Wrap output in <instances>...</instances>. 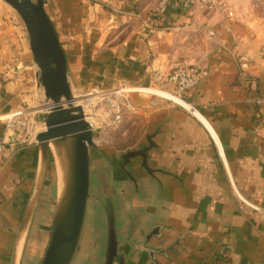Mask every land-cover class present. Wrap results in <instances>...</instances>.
Returning a JSON list of instances; mask_svg holds the SVG:
<instances>
[{
    "label": "crops",
    "instance_id": "obj_1",
    "mask_svg": "<svg viewBox=\"0 0 264 264\" xmlns=\"http://www.w3.org/2000/svg\"><path fill=\"white\" fill-rule=\"evenodd\" d=\"M158 1L44 0L73 92H123L121 120L110 113L91 120L97 143L120 155L147 144V136L154 134L149 164L162 170L154 175L140 159L126 166L129 176L120 167L106 169L96 157L112 187L119 238L133 242L120 247L123 264H154L147 251L135 246L145 243L153 226L159 231L147 246H173L157 256L161 264H264V42L243 33L225 2L209 9L181 0L155 19ZM180 61L209 70L184 95L195 114L158 94L169 88L168 75ZM39 76L26 29L0 0V138L6 119L21 112L29 117L35 138L46 130L38 105L48 101ZM28 146L0 154V264H11L34 181L38 149L34 143ZM46 190L51 195L43 210ZM45 193L22 264L36 260L38 239L46 244L39 263L43 260L54 217L56 172L49 175ZM91 220L85 230L90 227V234L98 235L93 259L102 264L103 227ZM85 238L84 231L75 264Z\"/></svg>",
    "mask_w": 264,
    "mask_h": 264
},
{
    "label": "water",
    "instance_id": "obj_2",
    "mask_svg": "<svg viewBox=\"0 0 264 264\" xmlns=\"http://www.w3.org/2000/svg\"><path fill=\"white\" fill-rule=\"evenodd\" d=\"M5 1L17 10L26 24L34 60L40 68L39 82L45 90L47 101L53 103L42 114L46 130L38 133L35 139L37 167L16 232L11 264H22L52 161L56 172V200L51 234L41 264H75L90 208L94 211V222L103 227L102 264H116L117 260V264H123L124 253L120 247L124 242H130V239L119 238L114 195L106 169L111 167L115 172L120 167L132 176L126 166L136 158L141 160V166L148 174L162 171L149 164V150L156 147L154 134L147 136V144L139 148L129 149L120 155L115 152L109 154L105 147L97 143L99 134L94 124L87 119L84 107L76 104L68 78L67 58L45 10L44 0ZM96 153L105 161L106 169H98ZM158 231L159 227L153 226L152 234L147 236L146 241L151 235L156 236ZM146 241L135 246L147 251L154 264H161L157 256L167 255V251L173 247L154 250L147 246Z\"/></svg>",
    "mask_w": 264,
    "mask_h": 264
},
{
    "label": "rangeland",
    "instance_id": "obj_3",
    "mask_svg": "<svg viewBox=\"0 0 264 264\" xmlns=\"http://www.w3.org/2000/svg\"><path fill=\"white\" fill-rule=\"evenodd\" d=\"M2 1L5 2V4H7V6H11L5 0H2ZM224 2L227 3L229 6H231V8H233L232 10L234 12L235 21H236V23L242 25L243 33L248 37L250 36V37H253L257 40H260V43L264 42V0H226V1L222 0L221 4H223ZM221 4H219V5H221ZM11 8L17 14V19L20 20L22 26L26 29V31L28 33L26 24H25L24 20L22 19V17L20 16V14L12 6H11ZM232 15H233V13H232ZM28 35H29V33H28ZM194 65H196V64H194ZM197 66H199V65H197ZM121 88L124 89L126 87H121ZM103 93L104 92H101L98 90L97 91H91V92H87V91L73 92L75 99H76V104L82 105L84 107L85 114H87V116H89L90 121L94 119L95 115H97V116L101 115L102 116L105 113H110L112 118L115 119L114 113H113L112 108L110 106V100H121V99H123V92L121 91L119 96H118V94L116 95L114 92H110L107 94L106 93L103 94ZM158 94L161 95V93H159V91H158ZM50 106H53V103L51 101H49L48 104H46V103L45 104H39L38 108L41 109L42 111H46V110H48V108ZM64 106H67V104L64 103ZM44 126L46 129L45 123H44ZM35 139L26 140L22 144L21 148H25V149L29 148L28 145L30 143L36 144ZM96 156H97V159L100 158L99 153H96ZM50 174H52V177H54L55 169H54V162L53 161L51 163ZM50 195H51L50 191L46 190L45 199H44L43 205H42L43 210L46 207V204L49 202ZM89 216L90 217H88L87 221H89V224H91L92 223L91 217L94 218L93 208L89 209ZM42 218H43V213H41L40 217L38 216V220H42ZM49 228H50V221H48V223L46 224L44 229L46 231H48ZM90 230H91L90 227H87L85 230L86 238H85V241L83 244V249L81 251L80 259L78 261L79 263H77V264H95L93 257L95 255V248L97 245V242H96L97 238L96 237L98 235L96 234V237L94 236V234L91 235ZM45 245H46L45 240L38 239L37 248L35 250V253L37 254V255H35L36 260L34 262H32V264H40L39 260H40L41 256L43 255ZM102 252H103V248H102L101 254H102ZM101 254H99V257H101Z\"/></svg>",
    "mask_w": 264,
    "mask_h": 264
},
{
    "label": "built area",
    "instance_id": "obj_4",
    "mask_svg": "<svg viewBox=\"0 0 264 264\" xmlns=\"http://www.w3.org/2000/svg\"><path fill=\"white\" fill-rule=\"evenodd\" d=\"M180 1L181 0H159L155 16L163 17L167 13L171 3ZM183 2L188 5L202 4L209 9H214L221 4L222 0H183ZM208 76L209 70L205 67L186 62H179L171 69L168 75L167 82L169 88H163L160 90L173 96L172 99H169L171 102L183 106L195 114L197 111L196 108L185 99L184 95L186 92L195 88ZM174 98H178L181 102L176 101ZM123 105L124 102L122 100H110V106L114 113L115 120L122 119L124 114ZM186 105H190V108ZM5 130L6 132L4 137L0 138L1 155H6L10 151H15L19 146L21 147L26 140L35 139L33 134L30 132V119L24 112L13 114L7 118L5 122Z\"/></svg>",
    "mask_w": 264,
    "mask_h": 264
},
{
    "label": "bare ground",
    "instance_id": "obj_5",
    "mask_svg": "<svg viewBox=\"0 0 264 264\" xmlns=\"http://www.w3.org/2000/svg\"><path fill=\"white\" fill-rule=\"evenodd\" d=\"M160 91H161V90H160ZM161 94H162L164 97L168 98V99H172V98H173V96L170 95L169 93H165V92L161 91ZM174 99H175L176 101L181 102V100H179L178 98H174ZM186 106L190 108V105H186ZM195 113H196V112H195Z\"/></svg>",
    "mask_w": 264,
    "mask_h": 264
},
{
    "label": "trees",
    "instance_id": "obj_6",
    "mask_svg": "<svg viewBox=\"0 0 264 264\" xmlns=\"http://www.w3.org/2000/svg\"><path fill=\"white\" fill-rule=\"evenodd\" d=\"M155 19H159V17L158 16H155Z\"/></svg>",
    "mask_w": 264,
    "mask_h": 264
}]
</instances>
